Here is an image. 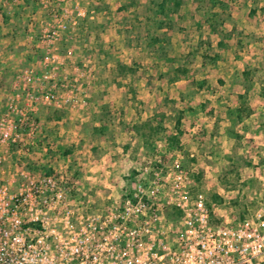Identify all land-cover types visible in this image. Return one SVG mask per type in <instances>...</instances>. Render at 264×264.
I'll use <instances>...</instances> for the list:
<instances>
[{
	"label": "built area",
	"instance_id": "2783aa9c",
	"mask_svg": "<svg viewBox=\"0 0 264 264\" xmlns=\"http://www.w3.org/2000/svg\"><path fill=\"white\" fill-rule=\"evenodd\" d=\"M81 7L75 1L64 14L55 13L56 28L42 31L45 68H25L13 80L20 101L0 114V174L6 149L39 150L32 140L38 103L71 107L85 95L83 78L68 73L64 57L50 48L68 29L63 17L74 25L85 16ZM154 150L118 201L99 208L72 196L69 178L48 163L44 172L0 176V264H264V199L249 216L217 217L215 204L193 190L182 153L161 142Z\"/></svg>",
	"mask_w": 264,
	"mask_h": 264
},
{
	"label": "crops",
	"instance_id": "0c3cea01",
	"mask_svg": "<svg viewBox=\"0 0 264 264\" xmlns=\"http://www.w3.org/2000/svg\"><path fill=\"white\" fill-rule=\"evenodd\" d=\"M55 1L58 4L66 5L64 0ZM82 1L90 5L89 7L84 5L86 9L93 8L96 12L88 18L82 19L78 27L75 30L72 29L71 33L60 31L54 44L50 47L51 50H57L60 54L74 58L77 62L80 60L82 63L81 67L78 66L80 68L78 73L73 65L72 70L87 84L85 95L81 97L82 106L68 111L63 125V134L60 142L56 141V143L69 146L67 145L69 142H75V152L79 161L77 164L81 166V175L76 178L75 182L76 188L80 192L86 194V191L82 190L91 189L94 191V196L98 198L112 196V200L118 201L127 180L124 179V174L137 168V158H134L133 155L135 147L138 150L144 149L141 141H138L140 135L135 125L140 120H144L146 116H151V112L147 109L136 112L131 108V101L125 102L121 98L112 101L117 106H121V114L117 119L113 117L114 121L105 119L98 114L90 119L86 110L92 108L91 106L94 104L97 108L98 103L105 104L107 100H110L106 99L105 95L109 94L107 93L108 86L111 88L114 84L119 89L131 88L136 91L134 99L141 100L142 104L145 102L149 104L152 97L148 98L147 96H153L154 89L157 87L164 89L167 87L165 84L171 88L181 81L180 74L177 78L175 77V69L179 66L175 65V62L184 53L188 54L198 49L204 38L208 41L209 46L216 45L218 52L228 51L226 54L232 52L233 58L238 60L229 63L234 64L233 70H241V59L248 58L245 56L247 51L245 48L236 50L235 47L244 42L240 41L242 36L252 37L253 35L254 37L260 33L262 18L264 19V0H239L238 5L241 9L235 5L231 6L230 0H221L229 6L228 10L226 9L229 11V17L219 19L220 25L217 32L213 31L210 26V21L214 16L212 11L216 5L206 7L207 2L204 0H183L178 8H174L172 0H167L164 11L159 10L163 0ZM255 18L259 19L255 20ZM229 20L231 23L228 27L226 23ZM0 23L4 24L0 30L1 40L7 41L8 33H10V36L15 40L16 57L23 58L21 63L30 61V65L35 64L36 67L43 70L45 67L42 60L48 49L42 41L41 31L45 27L56 28L52 13L44 8L40 0H0ZM255 46V42H249L248 48H255ZM200 49V53L203 54L201 47ZM37 52L43 53L40 59L36 55ZM94 55L103 57L104 66H106L104 71L110 72L113 84L107 80H99L96 87L94 82L91 84L89 81L88 74L93 70L92 63L94 61V57L90 56ZM10 58L11 55L4 52L6 65L4 64L0 68V76L4 73V77H6L8 72L17 70L18 59L10 62ZM112 60L115 64H110ZM118 63L126 68H131L128 74L119 71ZM138 64L142 66L140 67ZM66 69L70 70L68 64ZM186 73H188L187 69ZM148 76H152L149 77L150 81ZM0 88L3 89L0 102L3 101L4 107L15 99L20 101L19 94L10 81L0 80ZM6 88L8 91L4 93ZM97 88L106 90L104 95L99 99L94 97L93 100L91 99L92 101L89 100L88 92L98 91ZM36 114L41 128L33 134L32 140L36 147L41 149L45 145L44 143L51 140L50 136L52 135L51 131L49 134L48 132L43 133L46 128L42 127L41 121L45 118L49 120L54 117L58 118L61 114L57 112L54 116V113L52 114L44 103H38ZM255 114L252 113L250 116ZM85 120L94 121V127L98 126V129L94 130L101 131L99 137L88 134L86 140L84 136L86 132L82 128ZM237 122L241 126V120ZM77 126L79 129L76 128ZM41 133L43 134L41 135ZM104 133L106 134L104 135ZM100 148L106 152H103L100 158L94 162L79 155L82 152L84 154L86 151H96ZM4 153L5 162L1 177L9 172L22 170L40 171L41 164L36 160V156L32 155L33 153L29 154L18 150L17 145L6 149ZM69 156L66 154L58 162L56 160L45 161L56 164L55 167L59 172H69Z\"/></svg>",
	"mask_w": 264,
	"mask_h": 264
},
{
	"label": "rangeland",
	"instance_id": "374dc122",
	"mask_svg": "<svg viewBox=\"0 0 264 264\" xmlns=\"http://www.w3.org/2000/svg\"><path fill=\"white\" fill-rule=\"evenodd\" d=\"M50 1L51 5L44 8L52 13L53 17L55 13L60 12L64 14V10L72 9L75 1H79L82 6L81 9L85 11V16L77 17V22L74 25H72L69 17H63L68 23V29L61 31L63 33H71L73 31L72 29L75 30L76 27H78V24L82 19H86L96 12L93 8L89 10L86 9L84 5L87 7L90 5L82 0H71L69 2L64 0L63 2H65L66 5L58 4L55 0ZM230 1L231 6L235 5L238 9H241L238 5L239 0ZM206 4V7L210 6V2L207 1ZM228 7L229 6L227 5V8ZM227 10L223 12L222 7L216 5L212 13H224L222 15L227 18V15H229V11ZM257 19L259 18H255V20ZM230 20L226 23L228 27L231 23ZM263 22L264 19L262 18V26L260 27V33L257 36H239L241 37L240 41L243 40L244 42L239 43L235 49L245 48L247 51L245 56H248V58L242 56L241 70H233L234 64L229 63L233 60H238L233 58V55L231 54L232 52L229 54H226L228 51L218 52V47L216 45L209 46L208 41L204 38L201 40L198 49H195L188 54L184 53L175 62V65L187 69L188 73L185 75L180 74L181 81L177 85H173L171 88L165 84L167 87H164V89L161 87L154 89L152 91L153 96H147L148 98H153H150L149 104L146 102L142 104L141 100L134 99L136 91H133L131 88L125 87L119 89L114 84L111 88L108 86L107 93L109 94L106 93L107 95H105L107 96L106 99L110 100H107L105 104L98 103L97 108H95L94 104V106H91L92 108L86 110L90 119L97 114L105 119H113V117L117 119L119 114H121V106H117L112 101L121 98V100L125 102L131 101V108L136 112L144 111L145 109L150 111L151 116H146L144 120H140L137 124L140 125L144 121L150 120L152 125L160 124L162 130L157 135H153L148 141L147 146H144L141 137L138 139V141H141L143 144L144 149L138 150V148L136 149L135 147L133 155L134 158H137V168L141 165L143 160L152 159L154 157L156 153L154 147L157 142L164 143L167 146V137L177 134L178 143L172 144L176 148L174 147L175 149L173 148L169 151L179 150L182 153V165L188 170L189 175L193 180V190L202 191L207 198L215 204V213L217 217L226 218L228 220L249 216L256 208L257 202L264 199ZM3 25V23H0V30ZM11 30H13V28H11ZM43 30L44 28L42 31ZM9 36L10 33H8L7 41L5 42L2 41L0 37V68L4 66V64L6 65V62L4 61V52H6L11 55L10 62L18 59L16 63L17 70L8 73L5 72L7 73L6 77H4V73H2L0 80L4 79L13 84L16 74L21 70L33 67L36 71L40 72L42 69L36 67L35 64L30 65V61H26L22 64L21 61L23 58H21V60L20 57H16L14 52L15 40L12 36ZM249 42H255V48H248ZM200 47L203 50V54L200 53ZM42 54L43 53L39 52L36 55H38L40 59ZM62 56L70 67V70H67L68 73L72 74L75 73V71L78 73V69L73 71L72 68L73 66L74 68L76 66L81 67L82 62L80 60L77 62L74 58H68L64 55ZM90 57H94L92 63L93 70L88 74L91 84L94 82L97 87V81L99 80H107L112 83V75L110 72L104 71L106 66H104L105 63L103 62V57L97 55ZM110 64L115 63L112 60L110 61ZM138 66L141 67L142 65L138 64ZM117 68L123 74H128L129 69H131L124 68L120 63H118ZM149 77L152 76H148V79ZM14 89L18 94L20 93V89ZM99 89L97 88L98 91L95 90L96 92H88V99L93 100L94 97L96 99L101 98L106 90ZM4 91V93H6L8 88ZM1 93H3L2 88H0V96ZM241 96L242 99L240 98ZM81 97L82 94L79 95L80 99ZM2 102H0V114L4 113L6 110V105L4 107V103ZM142 105L144 106L142 107ZM46 106L52 114L54 113V116H56L55 114L57 112H60L61 118L54 117L52 120L45 118L41 121L42 127L47 130H44L43 133L45 134L48 132L49 134V131H51L52 135L50 136L51 140L44 143L45 145L41 147V149L48 147V151L40 152L41 149H39L34 150L32 152L33 154L29 153L34 155V157L36 156V160L42 165L39 172L46 171L45 169L47 166L45 167L44 165L48 162L45 160H56L58 162L60 158L69 154L68 168H70V170L69 172L66 171L61 173L65 174L69 178V181H71V195L79 197L82 201H89L92 208H99L113 201L112 196L101 199L94 196V191L91 189L82 190L83 192L86 191V194H83L76 188L75 180L81 175V166L77 164L79 161L77 158L78 155L75 152V142H69V144H67L69 146L56 143V141L60 142L61 135L63 134V125L66 120L65 117L68 111L80 108V106H82L81 100L75 102L71 107L55 108L52 105ZM238 108L242 109L241 126H239L237 122L239 120L236 116ZM252 113L256 114L250 116ZM177 118H179L180 121L178 130L175 128ZM35 120L37 121L36 131H38L41 128V125L38 121L36 111ZM93 124L94 121L91 120H85L82 124V128L86 132V134H84L86 140L88 134L95 137L101 135V131L98 132L94 130L98 129V126L94 127ZM76 128L79 129L78 126ZM43 133H41V135ZM105 134L106 133H104V135ZM84 136L82 135V137ZM103 152L106 151L103 148H100L96 151H86L84 154L82 152L79 155L94 162V160L96 161L100 158ZM163 158H165V160L170 159L166 154H163ZM48 164L53 166L57 171L58 168L55 167L56 164ZM135 169L136 168H134L132 172L124 174V179H127L126 183L130 177L134 175ZM217 196L220 200L217 199Z\"/></svg>",
	"mask_w": 264,
	"mask_h": 264
},
{
	"label": "trees",
	"instance_id": "16d2710c",
	"mask_svg": "<svg viewBox=\"0 0 264 264\" xmlns=\"http://www.w3.org/2000/svg\"><path fill=\"white\" fill-rule=\"evenodd\" d=\"M172 1L174 2V4H173L174 8H178L183 0H172ZM204 1L210 2V5H212V6L220 5L222 7L223 12L227 9V5L221 0H204ZM166 2H167V0H163V2L161 3V5L159 7L160 11H164L165 10V3ZM222 14H224V13H222ZM222 14L214 13L213 14L214 15L213 18L210 21V26H211L212 30L215 31V32H217V30H218L219 19H221V18L225 19L226 18ZM228 17H229V15H227V18ZM123 67L126 68V66H124V65H123ZM185 73H186V69L182 68L181 66H178L175 69V74H176L175 77L176 78L179 76V74H185ZM240 98L242 99V96ZM241 112H242V109L238 108L236 116L239 118V120H241ZM179 124H180V121H179V118H177L176 123H175L176 130H178ZM135 128L139 131V135H140V137L143 140L144 146H147L148 141L153 137V135H157L162 130V127H161L160 124L152 125L150 120L144 121L140 125H138V124L135 125ZM167 141H168L167 147L170 148V149H173L175 146L172 145V144L178 143V135L177 134H173V135L168 136L167 137ZM217 199H219L218 196H217Z\"/></svg>",
	"mask_w": 264,
	"mask_h": 264
}]
</instances>
